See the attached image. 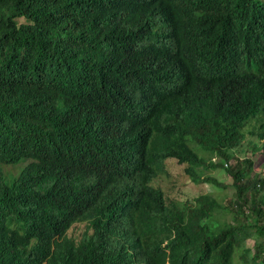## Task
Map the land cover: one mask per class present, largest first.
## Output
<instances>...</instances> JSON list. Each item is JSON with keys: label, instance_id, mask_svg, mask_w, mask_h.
Returning <instances> with one entry per match:
<instances>
[{"label": "trees", "instance_id": "16d2710c", "mask_svg": "<svg viewBox=\"0 0 264 264\" xmlns=\"http://www.w3.org/2000/svg\"><path fill=\"white\" fill-rule=\"evenodd\" d=\"M250 135L264 153V0H0V164L35 161L0 165V264H242L251 237L264 264ZM173 163L228 172L235 223L153 186Z\"/></svg>", "mask_w": 264, "mask_h": 264}, {"label": "rangeland", "instance_id": "374dc122", "mask_svg": "<svg viewBox=\"0 0 264 264\" xmlns=\"http://www.w3.org/2000/svg\"><path fill=\"white\" fill-rule=\"evenodd\" d=\"M256 144V138L252 137L251 135L247 136L242 145L236 149V156L238 157L239 161L243 162L250 160L253 162V170L250 173L251 176L254 174H260L262 177H264V153L257 150L255 147ZM190 146L199 154H205L204 150L197 144L190 143ZM22 163H25V161ZM22 163L19 166L6 168L5 171L19 175L26 165ZM236 163V160H231L228 162V164H225V167H231V165L234 166ZM207 176L216 179L217 182L195 185L187 178L183 166L173 163V165L169 164L168 169L160 174V177L157 179L155 184H153V186L159 187L165 192L171 193V196L175 199L184 198L188 200H195V198L203 193H212L213 196L219 200L221 206V208L216 211L215 221L234 224L235 220L234 216L232 215L233 212L228 209L229 200L235 196V187L233 186V179L231 178V175L228 172H224L220 169H210L207 170ZM241 216H243L242 213H240V218L243 219ZM87 231V225L79 223L71 228L69 231V236L75 238L77 241H81L85 237ZM245 244L246 247L251 251V259H248L249 263L243 262L242 264H253L252 256L256 252L255 246L257 244V239L251 237L246 240ZM236 259H238V254H235L234 256L235 263ZM258 263L260 262L258 261Z\"/></svg>", "mask_w": 264, "mask_h": 264}, {"label": "clouds", "instance_id": "9594fccd", "mask_svg": "<svg viewBox=\"0 0 264 264\" xmlns=\"http://www.w3.org/2000/svg\"><path fill=\"white\" fill-rule=\"evenodd\" d=\"M124 30H125V31L127 30V26H126V25H124L123 28H122V31H124ZM22 161H25L24 164H26L25 167H24V170H25L30 164H32V163L35 162L34 159L29 158V159H22V160H20L19 162H17L16 164H17V165H20V164L22 163ZM22 164H23V163H22ZM0 165H1L2 169H3V172H4L5 176H6V178H7L10 182H14L15 180H20V178H21V176H22L24 170H22L21 173H20L19 175H15V174L12 173V172H7V171H5V169H6L7 167L4 166V164H0ZM14 165H15V164H11L10 166L13 167Z\"/></svg>", "mask_w": 264, "mask_h": 264}, {"label": "water", "instance_id": "95a60500", "mask_svg": "<svg viewBox=\"0 0 264 264\" xmlns=\"http://www.w3.org/2000/svg\"><path fill=\"white\" fill-rule=\"evenodd\" d=\"M71 230V228H68L66 231H65V237H69V238H71V239H75V238H73V237H71V236H69V231ZM59 236H57V237H55L54 238V240L56 239V238H58ZM34 241H36V240H34ZM53 247H55L54 245H53ZM47 262H48V259H46L44 262H43V264H47Z\"/></svg>", "mask_w": 264, "mask_h": 264}, {"label": "bare ground", "instance_id": "6f19581e", "mask_svg": "<svg viewBox=\"0 0 264 264\" xmlns=\"http://www.w3.org/2000/svg\"><path fill=\"white\" fill-rule=\"evenodd\" d=\"M7 168H9V167H7Z\"/></svg>", "mask_w": 264, "mask_h": 264}]
</instances>
